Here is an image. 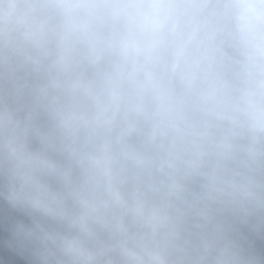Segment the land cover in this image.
Returning a JSON list of instances; mask_svg holds the SVG:
<instances>
[{"label": "clouds", "instance_id": "clouds-1", "mask_svg": "<svg viewBox=\"0 0 264 264\" xmlns=\"http://www.w3.org/2000/svg\"><path fill=\"white\" fill-rule=\"evenodd\" d=\"M0 264H264V0H0Z\"/></svg>", "mask_w": 264, "mask_h": 264}]
</instances>
